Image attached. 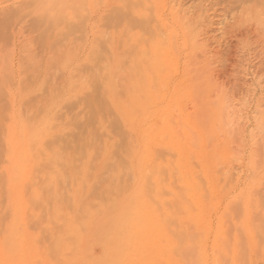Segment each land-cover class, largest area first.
Masks as SVG:
<instances>
[{
    "label": "bare ground",
    "instance_id": "1",
    "mask_svg": "<svg viewBox=\"0 0 264 264\" xmlns=\"http://www.w3.org/2000/svg\"><path fill=\"white\" fill-rule=\"evenodd\" d=\"M0 1V144L11 170L0 264L42 259L17 224L29 206L34 220L57 218L64 201L51 176L26 199L25 163L66 108L75 113L63 124H122L140 142L135 188L103 206L86 239L66 216L58 264H264V0H230L261 41L259 100L252 112L245 101L246 114L189 80L196 21L182 0Z\"/></svg>",
    "mask_w": 264,
    "mask_h": 264
},
{
    "label": "rangeland",
    "instance_id": "2",
    "mask_svg": "<svg viewBox=\"0 0 264 264\" xmlns=\"http://www.w3.org/2000/svg\"><path fill=\"white\" fill-rule=\"evenodd\" d=\"M182 1L183 8L188 9L189 15L196 21L194 31L197 42L191 57L192 71L189 80L204 81L213 99L222 93L229 105L225 112L246 114L243 107L246 100L249 101L248 111L252 112L259 100L257 68L260 62L261 41L254 34L246 33L248 23L243 18V5L240 1L230 3V0ZM2 4L0 1V8L4 9L6 5ZM20 47L21 44L17 46V55ZM17 60L18 56L15 61ZM183 104L188 111H193L191 100ZM74 113L67 108L57 112L49 126L42 129L43 134L33 156L25 163L26 176L21 192L26 199L34 187L48 186L51 176L53 182L49 185L52 189L50 194L53 196L57 192L62 193L60 200L64 201L57 218L49 220L46 212H42L40 220L39 217L34 220L31 217L32 207L29 206L23 219L17 224L16 229L19 232L30 234V247L38 248L42 259L38 258L35 264H58V253L53 244L57 242L59 234L62 235L63 219L66 216L69 218V228L74 230L71 223L77 222L80 239H86L90 237L88 231H95L98 220L105 215L102 213L103 206L110 202L113 196H122L126 190L135 188L134 164L139 151V135L135 134L130 126L122 124L119 127L72 122L63 124L66 117L71 120ZM234 128L239 142L242 139L240 126L235 124ZM8 149L6 143L0 144L2 228L9 221L7 175L11 170L7 160ZM167 154L164 152V155ZM106 184L115 186L116 189H104ZM131 216L134 218L135 215ZM69 228L65 231L67 237L62 236L63 239L74 236ZM51 232L55 241L51 240ZM59 244L70 245V241L62 240ZM69 258L67 251L64 259Z\"/></svg>",
    "mask_w": 264,
    "mask_h": 264
}]
</instances>
